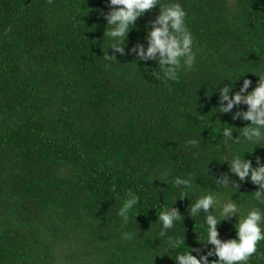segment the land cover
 I'll use <instances>...</instances> for the list:
<instances>
[{
  "label": "trees",
  "instance_id": "trees-1",
  "mask_svg": "<svg viewBox=\"0 0 264 264\" xmlns=\"http://www.w3.org/2000/svg\"><path fill=\"white\" fill-rule=\"evenodd\" d=\"M179 2L197 63L173 83L150 75L155 62L146 70L130 55L111 64L102 59L108 0H0V264H174L162 256L166 238L154 223L175 200L184 217L169 236L206 251L203 213L201 220L190 217L188 208L215 189L207 163L213 159L209 176L226 173L221 157L242 147L221 143L219 122L238 129L249 123L213 113L219 92L211 93L222 78L240 74L257 85L254 74L264 72V0ZM158 11L138 19L129 48L145 42V25ZM190 138L201 139L198 158L183 146ZM257 157L264 162V148L245 154L254 166ZM165 171L168 185L151 186ZM189 173L202 189L179 200L171 179ZM129 190L140 203L122 227L116 212ZM256 190L244 182L225 194L245 209H264L252 199ZM235 222L219 225L222 240L235 237ZM122 231L138 236L122 240ZM249 264H264V241Z\"/></svg>",
  "mask_w": 264,
  "mask_h": 264
},
{
  "label": "clouds",
  "instance_id": "clouds-1",
  "mask_svg": "<svg viewBox=\"0 0 264 264\" xmlns=\"http://www.w3.org/2000/svg\"><path fill=\"white\" fill-rule=\"evenodd\" d=\"M108 8L109 11L103 14V19L106 21L103 41L107 43V51L103 52L102 58L108 64L113 61L118 62V55L132 56L133 62L143 63L146 70L149 62H155L156 69H153L150 75L156 80L173 83L179 81L182 71L189 72L196 65L197 51L194 50V38L186 23L187 13L179 0H108ZM156 8L159 9L158 15L145 25V42L137 43L129 48L128 36L136 27L138 19ZM245 75L240 74L234 80L222 78L211 93L219 92V107L214 108L213 113H232L233 121L249 123L238 129L218 121L220 127L217 131L221 143L228 148L233 145L242 147L237 153H229L221 157L223 162L219 163H227L226 173L217 177L209 176L208 164L213 159L207 163L206 175L214 182L215 189L205 190L203 194L195 196L188 208L190 217H199L201 220V213H203L202 224L205 230L201 244L205 246L206 251L186 247L183 237L169 236V231L173 230L177 222L184 217L173 206L177 200L157 215L158 219L154 224L159 225L158 235L166 238L167 243L162 256L167 255L174 264H249L250 259L257 254L258 244L264 241V209L257 206L245 209L243 205L232 199L233 196L225 194V192L235 193L244 182H251L257 188L252 193V199L257 204L264 205V162L257 157L254 166L252 159L245 158L246 153L252 154L256 148H264V72L254 74L258 77L254 88H252V81L244 78ZM242 78H244L242 86L234 92L235 83ZM225 80L231 83L219 88L220 83ZM250 88L251 91H249ZM234 108L236 111L233 112ZM234 132L238 133L235 138ZM183 146L192 151L194 157L200 156L201 139H186ZM177 147L179 148L180 145ZM169 176L168 171L161 173L151 179V186L156 180L168 185ZM195 179L191 173L187 176L177 175L171 179L172 186L179 191V200L189 198V193L193 192L194 188L202 189L196 184ZM219 189L225 191L222 192ZM139 203L140 197L129 190L127 198L116 212L122 227L128 224L130 213ZM233 218H236V222L232 225L235 237L222 240L218 227L222 222L231 221ZM136 236L138 234L127 231L120 233L122 240H132ZM173 252L176 254L172 255ZM211 257L215 259H210Z\"/></svg>",
  "mask_w": 264,
  "mask_h": 264
}]
</instances>
